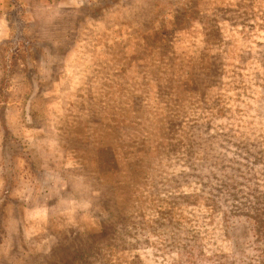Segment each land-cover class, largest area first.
<instances>
[{
    "label": "rangeland",
    "instance_id": "374dc122",
    "mask_svg": "<svg viewBox=\"0 0 264 264\" xmlns=\"http://www.w3.org/2000/svg\"><path fill=\"white\" fill-rule=\"evenodd\" d=\"M0 264H264V0H0Z\"/></svg>",
    "mask_w": 264,
    "mask_h": 264
}]
</instances>
